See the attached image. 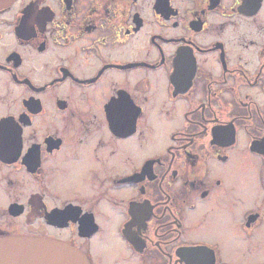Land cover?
Returning <instances> with one entry per match:
<instances>
[{
	"label": "flooded vegetation",
	"instance_id": "obj_1",
	"mask_svg": "<svg viewBox=\"0 0 264 264\" xmlns=\"http://www.w3.org/2000/svg\"><path fill=\"white\" fill-rule=\"evenodd\" d=\"M263 226L264 0L0 9V237L237 264Z\"/></svg>",
	"mask_w": 264,
	"mask_h": 264
},
{
	"label": "water",
	"instance_id": "obj_2",
	"mask_svg": "<svg viewBox=\"0 0 264 264\" xmlns=\"http://www.w3.org/2000/svg\"><path fill=\"white\" fill-rule=\"evenodd\" d=\"M14 0H0V9ZM0 264H88L76 247L63 241L23 236L0 237Z\"/></svg>",
	"mask_w": 264,
	"mask_h": 264
},
{
	"label": "rangeland",
	"instance_id": "obj_3",
	"mask_svg": "<svg viewBox=\"0 0 264 264\" xmlns=\"http://www.w3.org/2000/svg\"><path fill=\"white\" fill-rule=\"evenodd\" d=\"M255 191V189H254ZM252 191V193H255ZM260 233L257 234V237L254 240H246L245 241V251H240L238 253L237 251L229 254L230 261L237 263V264H249L251 262H264V226L262 229H260ZM260 241V252L257 253L253 251L248 252V247L253 246L254 244H259Z\"/></svg>",
	"mask_w": 264,
	"mask_h": 264
}]
</instances>
